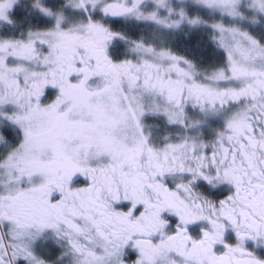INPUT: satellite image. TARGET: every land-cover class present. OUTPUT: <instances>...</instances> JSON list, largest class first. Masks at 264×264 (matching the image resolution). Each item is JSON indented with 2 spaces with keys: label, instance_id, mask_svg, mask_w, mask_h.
I'll use <instances>...</instances> for the list:
<instances>
[{
  "label": "snow or ice",
  "instance_id": "1",
  "mask_svg": "<svg viewBox=\"0 0 264 264\" xmlns=\"http://www.w3.org/2000/svg\"><path fill=\"white\" fill-rule=\"evenodd\" d=\"M0 264H264V0H0Z\"/></svg>",
  "mask_w": 264,
  "mask_h": 264
}]
</instances>
